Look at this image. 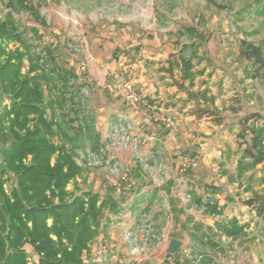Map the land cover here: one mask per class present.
<instances>
[{
	"label": "rangeland",
	"instance_id": "1",
	"mask_svg": "<svg viewBox=\"0 0 264 264\" xmlns=\"http://www.w3.org/2000/svg\"><path fill=\"white\" fill-rule=\"evenodd\" d=\"M31 10L35 11L36 16H32ZM6 21L19 33L20 41L4 43L7 52L23 51L20 45L23 44L37 57L38 64L46 68L47 73L52 70L53 64L64 71H73L76 79L69 78L67 84L56 81L51 88V96L62 99L57 112L65 123L73 119V109L78 112L79 119L86 118L83 121H88L85 114L88 103L85 101L91 91L84 82L87 76L94 78L95 75L97 80L105 81L116 74L120 79L131 82L132 74L130 77L120 75L117 68L145 60L150 62L152 71L160 73L162 69L165 72L162 77L167 80L164 83L175 86L177 93H183L177 98L171 96V111L165 113L169 119L164 120V125L167 120L174 122L180 117L188 118L186 121L190 128L200 125L201 131L191 132L198 133L193 137L197 143L187 146L183 142L179 146L182 164L178 175L190 177L196 174V170L204 175L197 185L200 196L195 194L193 188L189 190L186 187L190 196L176 197L177 203L184 209L183 218L188 215L186 220L190 217L193 221H187L186 229L171 232L166 223L168 213L143 210L139 214L141 219L138 226L123 231L124 227L115 218L119 212L117 207L103 210L102 217L113 219L122 232L128 255L150 257L158 244L156 252L159 254L157 258L162 260L160 264H200L202 259L210 261L209 264H264V213L258 216L255 208L246 204L251 198L264 197V81L260 79L257 68L239 56L241 40L261 46L264 54V0L261 4L257 0H0V22ZM187 27L193 30V37L180 34ZM191 43L197 44L195 55L190 56L192 47L182 54L185 58L189 57L186 71L179 67L182 63L179 51L183 44ZM46 49L52 51L54 62L45 53ZM150 52L155 54L156 61L149 59L152 56ZM4 57L1 56L0 61ZM167 63H171L172 67ZM27 69L28 61L25 58L21 75ZM185 74H188V78L183 77ZM56 75L63 73L57 74L55 71L53 77ZM45 94L46 99L50 98L47 92ZM5 102L9 104V100ZM168 106L167 103V110ZM205 109L212 113H203ZM252 114L258 115V121H249L246 125L256 129L259 146L252 156H248L244 149L251 143L252 134L245 131L241 120ZM57 122L60 123L58 119ZM68 125L75 128V123L68 122ZM116 128L120 140L127 132L120 130L119 125ZM68 132L72 133L70 130ZM238 134L242 136L238 137ZM54 140L58 141L57 138ZM199 143L205 144L210 154L203 168L195 163L192 165L184 156L191 154V160L195 162L194 155L195 152L198 155ZM142 145L137 142L136 146L130 148L137 155L136 160L144 157L140 149ZM88 151L89 146L84 145L74 157L82 169L81 173L114 171L111 175H116L115 182L116 177L130 172V168L124 164L118 170L114 169L113 164L108 169L106 163L101 164L99 155L89 154ZM23 162L24 166H30L31 156L27 155ZM0 176L5 180L3 189L9 197L12 189L16 188V177L10 173ZM77 176L81 179V187L73 189L74 194L69 185ZM77 176L65 187L68 193L65 201L81 196L84 190H88L84 187L83 176ZM206 177L211 178L207 183L204 182ZM45 193L50 197L49 191ZM191 194L198 198L195 202ZM52 203L57 204L58 198H52ZM209 205H216L219 212H206ZM189 206L192 209L189 210ZM233 219L242 229L235 237L226 235L219 228L229 227ZM196 222L206 227L203 235L202 232L194 235ZM50 224L49 219L47 225ZM112 229L109 228V232ZM97 230L98 233L82 252V264H95L94 258L90 259L88 255V249L99 238L102 230L100 227ZM7 231L6 227L0 228L2 235ZM168 234L171 239L182 243L175 252L179 253L176 257L175 253L169 257L163 256L160 249L163 247L162 239ZM192 235L197 237V244H207L215 249H206L208 253L200 250L202 258L199 259L196 251L200 248L191 240ZM20 249L25 252V264H39L40 254L28 239ZM119 255L112 253L113 264L117 261L135 264L130 256L124 262Z\"/></svg>",
	"mask_w": 264,
	"mask_h": 264
},
{
	"label": "trees",
	"instance_id": "2",
	"mask_svg": "<svg viewBox=\"0 0 264 264\" xmlns=\"http://www.w3.org/2000/svg\"><path fill=\"white\" fill-rule=\"evenodd\" d=\"M262 1L257 0L259 4ZM31 12L33 17L36 16L34 10ZM13 31L9 22H0V57L6 56L0 61V174L10 173L16 177V188L8 197L3 189L5 180L0 176V228L8 229L5 235L0 234V264H25L26 255L20 248L27 239L40 254L39 264H82V252L98 233L103 210H114L119 202L112 198L113 187L106 189L104 197L99 193L83 192L70 201L64 200L68 195L65 187L82 171L74 161L77 150L83 149L88 141L98 146V133L84 124L69 127L68 122L73 120L65 123L57 112L62 99L52 97L51 88L56 81L67 84L69 78L76 79L73 71H64L53 64L52 70L47 73L46 68L38 64L37 57L23 44L20 45L24 52L22 49L7 52L4 43H20L19 33ZM180 34L193 37V30L187 27ZM189 47L193 49L190 56H194L197 44L180 47L181 69L188 68L189 57L185 58L182 54ZM45 53L52 58L51 50L46 49ZM239 56L255 66L264 81L263 48L241 40ZM25 58L28 69L21 75ZM168 66L172 67V64ZM55 71L63 75L53 77ZM45 92L50 98H45ZM6 100H9L7 105ZM72 111L75 112L74 109ZM202 112L212 113L207 109ZM255 120L258 121L256 114L241 120L245 131L252 134L251 143L244 149L248 156H252L259 146L256 129L246 125ZM27 155L32 158L30 166H24ZM53 157L55 160L51 164ZM46 191H49L51 199L46 196ZM54 197L58 198L57 204L52 203ZM246 204L254 207L258 216L263 215L264 197L251 198ZM206 210L219 212L216 205L207 206ZM49 219L51 224L47 225ZM229 225L219 228L232 237L242 232L235 219ZM194 229L197 236L204 227L196 222Z\"/></svg>",
	"mask_w": 264,
	"mask_h": 264
},
{
	"label": "crops",
	"instance_id": "3",
	"mask_svg": "<svg viewBox=\"0 0 264 264\" xmlns=\"http://www.w3.org/2000/svg\"><path fill=\"white\" fill-rule=\"evenodd\" d=\"M153 52H156V50H153ZM150 53L152 56L149 59L156 61V57L153 56L155 54ZM150 65V62L147 63L145 60H141L136 64L121 65L117 68L120 75L125 76L127 74V77H130V74H132L133 80L131 82L136 92L145 99L147 103L146 107H134L125 101L121 95L120 86L127 80L120 79L118 75L115 74L105 81L104 79L97 80L95 75H93L94 78L87 76L84 82L88 84L91 91L90 96L85 101L86 104L88 103L86 106L88 109L87 111L85 110L88 121H83L86 118L79 119L77 117L78 112L74 109L75 112L72 111L74 113L73 122L70 123H75V128L78 124L87 125L98 133L99 145H94V143L88 141L85 147L89 146V154L100 156L102 165L106 163L108 169H111V165L113 164L115 170L121 169L122 164L130 168L128 174L122 173V176L116 177L115 182L113 181L116 175H111V172H114L111 170V172L108 171L110 173H107V171L98 174L91 172L80 173L83 176L84 187L88 189L84 190V192L99 193L103 196L106 193V189L113 187L115 191L112 195L119 202L117 206L119 212L115 218L120 221L121 227H124L123 231L125 229L129 231V229L138 226L139 218L141 219L140 212L147 210L149 213H168L167 228L172 229L171 232H179L186 229L187 223L192 221V219L189 217V220H186L188 215L185 219L183 218L182 210L184 209L177 203V195L179 197L186 194L189 195L186 192V187H189V190L193 188L196 191L195 194H198L197 185L201 183V178L204 176L202 171L200 175L199 172L197 173V170L195 175L189 174L190 177H185L183 174L178 175L182 164L180 162L181 152L179 146L183 142L187 146H194L197 141L193 137L198 135V133L192 134L191 132H198L201 129L199 128L200 125H193L190 128L186 121L188 118L182 117L174 120L172 128L165 127L164 120L166 118L169 119L167 115L165 116V113L171 111V96L175 95V98H177L182 96L183 93H177L175 86L164 83L167 79L162 77L165 74L162 69H160V73H157V71L151 70ZM155 65L158 64L155 62ZM159 66H163V64ZM160 102L162 103L160 104ZM167 103L169 110L165 108ZM117 125L120 126V130L127 132L126 135L131 136V138L134 137L136 141L125 142L120 145ZM185 137L188 139L184 140L183 138ZM137 142L143 144L140 149L144 157H140V160H136L135 156L137 155L130 150L132 146H136ZM199 145L198 155L196 152L194 155L195 162L191 160V154L184 156L188 157L192 165L195 163L203 168L207 163L206 157L209 158L210 154L207 153L208 147L205 148V144L199 143ZM183 170L185 171V169ZM80 180L79 176H77L74 182L69 185L72 188L70 189L72 193L75 194L73 189L81 187L79 184ZM209 180L211 178L206 177L204 182L207 183ZM189 182L190 185H188ZM191 196H193L194 202L195 199H198L194 197V194H191ZM198 196L200 195L198 194ZM172 198L173 200H171ZM190 209H192V206H189ZM203 227L204 229H201V232L205 231L206 227ZM109 228H113V231L109 232ZM100 230L102 231L99 233V238L88 249L90 259L93 257L95 264H113L112 253L115 252L116 254H120V259H124L123 261L125 262L127 256L130 255H128L127 245L121 237L122 232L116 227L113 219L102 217ZM194 235H192L193 239L191 238V240L196 243L197 237ZM171 238L168 234L161 241L163 247L160 249L163 252V256L166 255L164 249L167 248ZM197 246L200 248L196 251L199 254L197 255L199 259L202 258L200 250L208 253L206 249H215L207 244L199 243ZM157 247L158 244L154 247L155 249H153L150 257L147 255H137L130 256L129 258L135 264H160L162 260L157 258L159 255L156 252ZM213 251L215 254V250ZM178 254L175 253L174 257ZM205 257L204 255L203 258ZM206 260L202 259L200 260L202 263H199L209 264L210 261Z\"/></svg>",
	"mask_w": 264,
	"mask_h": 264
},
{
	"label": "built area",
	"instance_id": "4",
	"mask_svg": "<svg viewBox=\"0 0 264 264\" xmlns=\"http://www.w3.org/2000/svg\"><path fill=\"white\" fill-rule=\"evenodd\" d=\"M121 89V95L123 96V98L125 99V101L131 105V106H144L146 107V101L143 98L142 95H140L139 93H137L132 85L131 82L129 81H125L122 83V85L120 86ZM167 128H172L173 122L167 120V123L165 124ZM135 142L136 139L133 137L131 138V136L126 135L125 133L123 134V136L120 138V145L122 143H129V142ZM116 264H122L121 262H118Z\"/></svg>",
	"mask_w": 264,
	"mask_h": 264
},
{
	"label": "water",
	"instance_id": "5",
	"mask_svg": "<svg viewBox=\"0 0 264 264\" xmlns=\"http://www.w3.org/2000/svg\"><path fill=\"white\" fill-rule=\"evenodd\" d=\"M182 243L176 239H170L167 248L165 249V254L166 255H172L175 252H177V250L179 249V247H181Z\"/></svg>",
	"mask_w": 264,
	"mask_h": 264
}]
</instances>
